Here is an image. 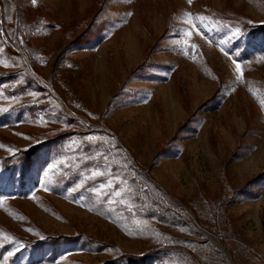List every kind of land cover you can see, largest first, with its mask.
<instances>
[{
    "label": "rangeland",
    "instance_id": "374dc122",
    "mask_svg": "<svg viewBox=\"0 0 264 264\" xmlns=\"http://www.w3.org/2000/svg\"><path fill=\"white\" fill-rule=\"evenodd\" d=\"M0 76V264H264V0H0Z\"/></svg>",
    "mask_w": 264,
    "mask_h": 264
},
{
    "label": "trees",
    "instance_id": "16d2710c",
    "mask_svg": "<svg viewBox=\"0 0 264 264\" xmlns=\"http://www.w3.org/2000/svg\"><path fill=\"white\" fill-rule=\"evenodd\" d=\"M2 77L0 76V82H1V79ZM64 136V135H62ZM58 138H61V136H58L57 138L55 139H58ZM53 141L49 144V145H52ZM37 149L36 148H32V149H29V150H26L24 151L22 157H20V161L21 162H24L22 163L23 164V168L24 169H27L29 166V164L32 162V157L35 155ZM15 159L16 158H13V160H8V164L4 165V167L7 169L8 167L11 166V164H14L13 162H15ZM11 168V167H10ZM13 171V169H9V171ZM22 170V169H21Z\"/></svg>",
    "mask_w": 264,
    "mask_h": 264
},
{
    "label": "snow or ice",
    "instance_id": "6c2138e0",
    "mask_svg": "<svg viewBox=\"0 0 264 264\" xmlns=\"http://www.w3.org/2000/svg\"><path fill=\"white\" fill-rule=\"evenodd\" d=\"M33 3H35V0H33ZM189 3H191V0H189ZM190 15V14H189ZM201 19H204L203 17H201ZM187 23H189V24H192V21L189 19L188 21H187ZM194 27V26H193ZM197 34H199V32L197 31ZM187 35L189 36V37H191L192 36V30H189L188 32H187ZM236 68H237V71L239 72L240 71V65L239 64H237L236 65ZM238 79H239V77H238ZM10 239V238H9Z\"/></svg>",
    "mask_w": 264,
    "mask_h": 264
}]
</instances>
